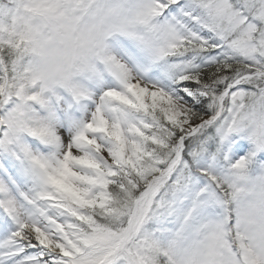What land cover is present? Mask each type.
Masks as SVG:
<instances>
[{
	"label": "snow or ice",
	"instance_id": "snow-or-ice-1",
	"mask_svg": "<svg viewBox=\"0 0 264 264\" xmlns=\"http://www.w3.org/2000/svg\"><path fill=\"white\" fill-rule=\"evenodd\" d=\"M0 264H264V0H0Z\"/></svg>",
	"mask_w": 264,
	"mask_h": 264
}]
</instances>
